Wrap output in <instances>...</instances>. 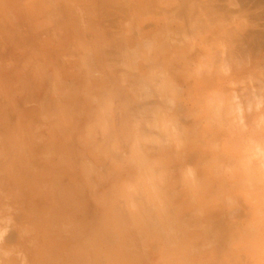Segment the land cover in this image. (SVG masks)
Listing matches in <instances>:
<instances>
[{"label":"crops","instance_id":"0c3cea01","mask_svg":"<svg viewBox=\"0 0 264 264\" xmlns=\"http://www.w3.org/2000/svg\"><path fill=\"white\" fill-rule=\"evenodd\" d=\"M81 1L37 0L36 13L52 18L26 42L36 54L27 89L0 79V264H264V185L235 148L246 134L204 116L169 121L187 111L165 101L125 122L122 105L138 93L124 83L168 76L170 65L151 69L138 44L126 58L99 27L84 26L83 41H44L62 30L54 13H84ZM45 48L67 53L44 59ZM47 92L62 118L56 141L38 125Z\"/></svg>","mask_w":264,"mask_h":264},{"label":"rangeland","instance_id":"374dc122","mask_svg":"<svg viewBox=\"0 0 264 264\" xmlns=\"http://www.w3.org/2000/svg\"><path fill=\"white\" fill-rule=\"evenodd\" d=\"M36 1L0 0V79L16 80L17 89L20 85L27 89L24 71L36 56L26 42H36V32H43L44 25H50L52 18L51 13H36ZM77 3L84 13H54L55 26H61L62 30L56 27L54 35L44 36V41L56 42L59 35L61 41L74 42V32L83 41L84 26L93 31L99 27L107 35L103 40L112 47H121L126 58L132 59L127 53L139 45L150 64L168 62L170 65H165L164 70L169 77L156 76L153 72L151 82L124 76L127 77L124 81L129 80L124 83L126 90L137 87L138 93L132 102L134 110L131 105H122L125 122L133 120L131 111L143 112L144 103L155 104L158 111L165 101L169 111L177 108L187 111L171 114L169 121L174 123L204 116V121L213 122L221 132L235 128L239 134H246L244 146L235 147L237 152L245 155V167L251 173L256 172L264 185V0H85ZM102 9L118 13H88V10ZM99 20L105 25L99 26ZM66 53L65 49L45 48L42 55L46 59L54 54L64 57ZM145 71H139L138 79ZM55 76L46 78L54 80ZM45 85V90H50ZM23 93L27 98H18L20 103L31 98V93ZM40 98H44L46 116L38 125L45 127L56 141V128L62 125L59 105L48 104L52 99L48 92ZM48 118L52 126L46 124ZM137 120L141 121H134ZM124 133L130 134V130ZM221 148L226 152L228 147Z\"/></svg>","mask_w":264,"mask_h":264}]
</instances>
